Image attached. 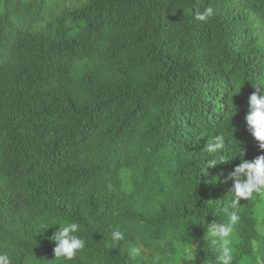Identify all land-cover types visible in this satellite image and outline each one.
<instances>
[{
  "label": "trees",
  "instance_id": "trees-1",
  "mask_svg": "<svg viewBox=\"0 0 264 264\" xmlns=\"http://www.w3.org/2000/svg\"><path fill=\"white\" fill-rule=\"evenodd\" d=\"M262 81L264 0H0V251L58 264L52 223L77 222L67 264H174L177 237L208 264L227 175L259 147L245 116ZM240 204L233 264L257 238Z\"/></svg>",
  "mask_w": 264,
  "mask_h": 264
},
{
  "label": "clouds",
  "instance_id": "clouds-1",
  "mask_svg": "<svg viewBox=\"0 0 264 264\" xmlns=\"http://www.w3.org/2000/svg\"><path fill=\"white\" fill-rule=\"evenodd\" d=\"M213 15V9L206 7L202 11H196L195 19L200 22H208ZM252 86L254 91L248 97L245 121L248 131L259 142V148L264 150V81ZM224 147L225 137L216 135L211 142L205 145V152L209 156L216 155L222 152ZM224 160L222 157L221 161ZM215 164L212 160L209 166ZM227 179L232 181L228 192L230 199L219 209L226 219L224 222H213L209 225L205 237L208 250L213 255L208 264H233L235 259L233 244L242 223L241 216L235 209L241 205L240 201H264V155H259L252 161L241 159L234 170L228 173ZM53 225H58V229L49 237L55 243L53 259L58 264H67L86 247L85 239L77 234L82 230L81 225L77 222L61 223L59 221H53ZM46 229L48 228L46 227ZM124 238L122 231L112 230L108 247L117 246ZM163 246L164 242H161V247ZM175 247L176 254L171 257L174 264H196L198 243L185 242L177 237ZM249 247L256 264H261V260H264V221H258L257 238L249 241ZM129 255L132 259L146 258V254L142 253L141 248L135 246L130 249ZM163 259L164 257L160 254L154 253L151 256L150 264H161ZM0 264H13L7 251H0Z\"/></svg>",
  "mask_w": 264,
  "mask_h": 264
},
{
  "label": "rangeland",
  "instance_id": "rangeland-1",
  "mask_svg": "<svg viewBox=\"0 0 264 264\" xmlns=\"http://www.w3.org/2000/svg\"><path fill=\"white\" fill-rule=\"evenodd\" d=\"M255 148V147H254ZM259 155H264V150L260 149L259 147L255 148V155L256 158ZM254 202V213L255 218L258 224V221H264V201L256 200ZM244 264H256V260L253 258V254H250L243 260ZM261 264H264V260H261Z\"/></svg>",
  "mask_w": 264,
  "mask_h": 264
}]
</instances>
